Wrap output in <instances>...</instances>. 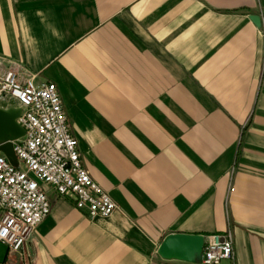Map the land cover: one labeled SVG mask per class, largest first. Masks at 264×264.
I'll return each instance as SVG.
<instances>
[{
	"label": "crops",
	"instance_id": "crops-1",
	"mask_svg": "<svg viewBox=\"0 0 264 264\" xmlns=\"http://www.w3.org/2000/svg\"><path fill=\"white\" fill-rule=\"evenodd\" d=\"M0 57L55 84L117 207L90 219L44 187L49 214L0 264H200L158 246L227 231L219 264H264V0H0Z\"/></svg>",
	"mask_w": 264,
	"mask_h": 264
},
{
	"label": "built area",
	"instance_id": "built-area-1",
	"mask_svg": "<svg viewBox=\"0 0 264 264\" xmlns=\"http://www.w3.org/2000/svg\"><path fill=\"white\" fill-rule=\"evenodd\" d=\"M1 98L18 102L16 120L24 134L12 141L16 164L0 151V242L11 252H23L50 212L44 187L70 197L90 219L111 215L116 204L82 166L55 84L37 81L18 63L0 57ZM233 254L232 233H212L204 237L200 264H219Z\"/></svg>",
	"mask_w": 264,
	"mask_h": 264
},
{
	"label": "water",
	"instance_id": "water-1",
	"mask_svg": "<svg viewBox=\"0 0 264 264\" xmlns=\"http://www.w3.org/2000/svg\"><path fill=\"white\" fill-rule=\"evenodd\" d=\"M256 26H260V17L250 15ZM20 108L0 109V151L13 164L16 157L12 149V141L24 134V129L17 122ZM204 237L198 234L172 233L166 235L158 246V254L165 259H175L184 262H195L201 259Z\"/></svg>",
	"mask_w": 264,
	"mask_h": 264
},
{
	"label": "rangeland",
	"instance_id": "rangeland-1",
	"mask_svg": "<svg viewBox=\"0 0 264 264\" xmlns=\"http://www.w3.org/2000/svg\"><path fill=\"white\" fill-rule=\"evenodd\" d=\"M232 239H233V236H232Z\"/></svg>",
	"mask_w": 264,
	"mask_h": 264
}]
</instances>
